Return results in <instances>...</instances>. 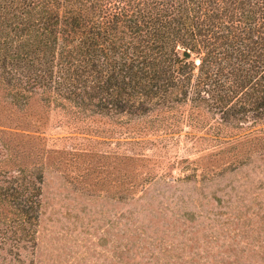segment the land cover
<instances>
[{"label":"trees","instance_id":"trees-1","mask_svg":"<svg viewBox=\"0 0 264 264\" xmlns=\"http://www.w3.org/2000/svg\"><path fill=\"white\" fill-rule=\"evenodd\" d=\"M0 91L21 112L42 96L147 133L205 128L191 139L222 153L264 149V0H0ZM12 135L0 126V264L36 247L42 207L41 151Z\"/></svg>","mask_w":264,"mask_h":264},{"label":"rangeland","instance_id":"rangeland-1","mask_svg":"<svg viewBox=\"0 0 264 264\" xmlns=\"http://www.w3.org/2000/svg\"><path fill=\"white\" fill-rule=\"evenodd\" d=\"M10 101L0 91V126L39 148L44 184L36 247L9 264H264L262 146L222 153L183 122L147 133L138 117Z\"/></svg>","mask_w":264,"mask_h":264},{"label":"water","instance_id":"water-1","mask_svg":"<svg viewBox=\"0 0 264 264\" xmlns=\"http://www.w3.org/2000/svg\"><path fill=\"white\" fill-rule=\"evenodd\" d=\"M186 56H187L188 58H191V57H192V55H191L190 53H187Z\"/></svg>","mask_w":264,"mask_h":264}]
</instances>
